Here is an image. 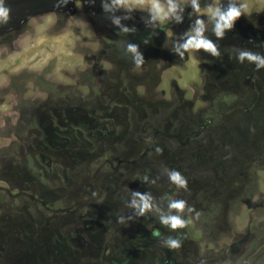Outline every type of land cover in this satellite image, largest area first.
<instances>
[{
	"label": "rangeland",
	"instance_id": "374dc122",
	"mask_svg": "<svg viewBox=\"0 0 264 264\" xmlns=\"http://www.w3.org/2000/svg\"><path fill=\"white\" fill-rule=\"evenodd\" d=\"M240 1L257 19L218 37L214 0H171L163 22L113 0H3L0 264H264V66L203 71L214 55L183 48L199 20L216 47L252 37L262 59L264 0Z\"/></svg>",
	"mask_w": 264,
	"mask_h": 264
},
{
	"label": "clouds",
	"instance_id": "9594fccd",
	"mask_svg": "<svg viewBox=\"0 0 264 264\" xmlns=\"http://www.w3.org/2000/svg\"><path fill=\"white\" fill-rule=\"evenodd\" d=\"M192 7L200 12L199 5L197 3V0H191ZM77 6H80V0H76ZM113 4L116 6H122L126 9H145L148 8L151 12H153L154 16L153 18L159 17L161 21L163 22L166 17L171 15L175 12L177 5L174 3H171V0H169V4L167 7L160 4L158 0H113ZM243 10L247 11V4L242 5ZM206 14L209 16H219V22L215 26V32L218 37L223 36V29L225 28H232L234 25V21L239 19L241 17V10L236 7H231L226 14L221 13L217 7V0H214L213 4L203 10ZM9 17V9L3 6V0H0V20L6 21ZM51 19V16L49 17ZM117 24H119V21H115ZM198 24L201 26L195 30V34L187 40V42L183 45V48L186 50H189L191 53V50H198L203 49L206 52L212 53V55H218L217 47L214 45L213 42L209 41L208 39L202 38L203 33V24L201 21H197ZM125 32L129 31V29L125 28ZM172 35L171 32L168 33V36L170 37ZM147 43V42H145ZM129 51L132 53H137V46L135 45H129ZM181 56L183 54L181 53ZM247 57L249 61H258L257 68L264 66V59H261L258 55H254L251 53H242L241 54V61ZM137 66L141 63V57L137 55ZM134 71H138L137 69H134ZM157 151H160V149H157ZM169 179L172 183L184 187L187 189L188 181L187 178L184 177L179 171L173 169L170 170L169 173ZM95 195V193H93ZM106 195V194H105ZM136 196H139V203H137L135 200L133 201V204L136 208L139 209L140 213L143 214L146 210H149L151 208L150 204V197L146 195H141L140 193H135ZM103 197L101 199L96 200V203H102ZM186 206L185 200H173L169 207L172 209L180 210L182 211ZM191 221L190 220H182L179 218V216H169L167 218H162V223L165 225H170L172 229H176L177 227H185L187 226ZM153 235H159L158 231H154ZM168 246L170 250L178 249L180 248V242L177 240H169Z\"/></svg>",
	"mask_w": 264,
	"mask_h": 264
},
{
	"label": "flooded vegetation",
	"instance_id": "af4514ba",
	"mask_svg": "<svg viewBox=\"0 0 264 264\" xmlns=\"http://www.w3.org/2000/svg\"><path fill=\"white\" fill-rule=\"evenodd\" d=\"M243 4L244 3H242V1H240V0L238 2H236V4H235V7L241 10V17L239 19H237V23L240 25H242V24L246 25V24H248V22H250V24H253L257 18H256V16L253 17L254 13L243 11V8H242ZM138 31H141V29H139ZM120 32H124V31L120 30ZM231 42H230V44H232V45H229L227 47L224 46V44L217 46V52H218L217 58H215V56L212 58L208 57L207 60H209V62H205L204 59L201 60L203 63V65H202L203 71H205V69L207 68V66L209 64H211L210 67H213L215 69V72L223 71V68L227 67L228 65H230V68L233 69L236 66H239L243 63V62L239 61V58L241 57L242 53H251V54L259 56V54L256 52V44H255V41L252 40V37H248V38L241 37V38H239V40L232 38ZM260 42L262 43L263 47L260 46V47H258V49H259V53L261 54L260 56H263L262 59H264V42H262V41H260ZM137 52H139L138 54H140V52H144V51L142 50L141 47H137ZM205 55H207V52ZM120 60H124V59H120ZM254 63H255V65H253L254 66L253 76L258 75V72H257L258 61H254ZM261 67H263V66H261ZM228 73H229V71H228ZM218 85H220L219 80H218Z\"/></svg>",
	"mask_w": 264,
	"mask_h": 264
}]
</instances>
